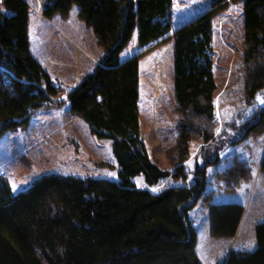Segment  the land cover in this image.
I'll list each match as a JSON object with an SVG mask.
<instances>
[{
    "label": "trees",
    "instance_id": "trees-1",
    "mask_svg": "<svg viewBox=\"0 0 264 264\" xmlns=\"http://www.w3.org/2000/svg\"><path fill=\"white\" fill-rule=\"evenodd\" d=\"M235 1L210 0L206 10L169 35L172 0H43L41 15L47 19L67 15L77 4L78 16L102 48L92 72L64 97L97 138L111 140L118 179L50 173L13 194L0 178V264H202L188 217L198 199L208 205L214 236L235 234L243 205L213 203L214 190H205V168L216 155L194 168L191 184L152 192L132 181L137 174L148 185L167 176L185 181L183 162L191 144L213 138V17ZM240 1L242 92L251 103L264 90V0ZM28 14L26 0H0V134L26 124L37 109L61 103L56 100L58 87L29 50ZM134 29L139 47L146 50L171 40L179 113L171 171L149 159L140 136L138 54L119 59ZM239 128L232 142L264 134V105ZM250 176L249 164L236 156L215 173L225 191ZM254 234L253 250L230 249L217 264H264V221L255 225Z\"/></svg>",
    "mask_w": 264,
    "mask_h": 264
},
{
    "label": "rangeland",
    "instance_id": "rangeland-1",
    "mask_svg": "<svg viewBox=\"0 0 264 264\" xmlns=\"http://www.w3.org/2000/svg\"><path fill=\"white\" fill-rule=\"evenodd\" d=\"M27 1L29 8L35 10L39 9L37 1H41V10L43 0ZM173 2L170 11L172 26L183 16L182 1L173 0ZM238 7L239 2L234 3L231 8L227 5L213 17L212 70L217 86L213 95L215 117L213 138L202 145L200 140L191 144L190 155L183 162L188 170L185 181L167 176L160 178L154 185H148L142 174L132 177V181L136 186L147 188L152 192L167 186L181 185L183 182L191 184L194 168L201 166L206 160H213L216 155L217 159L205 168V190H214L211 200L213 203L225 202L226 198L233 196L240 198L244 204L245 218L248 219L249 211H251L249 209L264 204V169L260 168L259 163L264 149V134L232 141L239 134V126L249 119L254 109L264 105L260 103L261 99H264V90L258 91L251 103H247L243 97L240 72L243 26ZM62 18L67 22L69 20L70 25H62L58 20ZM79 19L81 18L78 16L77 4H72L67 15L55 13L47 19L48 22L31 10L28 22L29 31L34 29L31 32L32 41L30 39L31 53L42 63L45 70L51 72V78L55 79L54 72L59 70H62L64 74L62 79L54 80L59 89L56 100H61V103L37 109L31 114L26 124L18 125L0 134V178L9 184L13 194L27 189L35 180L50 173L74 177L118 179L117 162L111 151V140L97 138L83 118L70 111L64 97L75 75L76 68L73 65L77 55L75 48L80 47L70 27L77 24ZM80 23L84 30V21ZM38 32H41L42 36L39 37ZM83 34L87 35L84 38L86 50L79 52L81 55V64H79L81 66L77 70L79 79L92 72L95 62L103 53L94 35V39L91 36L93 33L87 31ZM41 37H46L48 42H52L53 48L49 47L48 58L42 57L39 51L42 47L39 43ZM171 47V41H167L153 45L147 50L141 48L137 43V31L134 29L122 52L125 54L138 51L140 136L146 153L159 168L170 171L173 169L172 165L176 163L174 155L179 122V113L175 109L173 96ZM61 60L69 61L70 64L62 63ZM217 129H220L219 134ZM232 156L245 160L249 164L251 176L248 182L244 181L234 190L225 191L222 180L217 179L215 173L223 170L230 163ZM189 161H191L190 167ZM13 185L16 186L15 191ZM205 205L201 199H198L189 209L188 217L197 232L195 249L198 259L202 264H217L223 258L219 249H223L225 244L224 240L219 238L222 236L214 238L213 235L208 238L211 234L210 217L208 205ZM262 217L264 212L258 211L254 218ZM236 239H238L237 244L245 242V237H242L241 233ZM227 244L232 246V242ZM255 246L256 239L251 250Z\"/></svg>",
    "mask_w": 264,
    "mask_h": 264
},
{
    "label": "crops",
    "instance_id": "crops-1",
    "mask_svg": "<svg viewBox=\"0 0 264 264\" xmlns=\"http://www.w3.org/2000/svg\"><path fill=\"white\" fill-rule=\"evenodd\" d=\"M182 2V9H183V16L181 17V18H179V20H178V22L175 24V25H173L172 26V30H174L175 28H177L179 25H181V24H183L184 22H186V21H188V20H190L191 18H193V17H195V16H197L198 14H200L201 12H203L204 10H206L207 8H208V6H209V3H210V0H181ZM26 2L28 3V1L26 0ZM237 2H239V15H241L240 16V19H241V21H242V3H241V1L239 0V1H236V2H229V4H228V8H231L232 6H233V4L234 3H236L237 4ZM37 5H39V9L38 10H35V9H33V8H29V14H28V22L30 21V16H31V10L33 11V13L34 14H36V15H41V10H40V6H41V1H37ZM29 4V3H28ZM173 4H174V2H173ZM173 4H172V6H173ZM40 10V11H39ZM42 16V15H41ZM40 16V17H41ZM42 19L43 18H45L44 16H42L41 17ZM57 18H59V17H57ZM46 19V18H45ZM181 19V20H180ZM47 20V19H46ZM58 20H60V22L62 23V25H64V26H66V25H70V23H69V20H68V22L64 19V18H62V19H58ZM171 20H172V17H171ZM27 22V30H28V39H29V50H31L30 49V39H31V41H32V35H31V32H33L34 31V29L32 28L31 29V31H29V23ZM47 22H48V20H47ZM80 22H83V21H81L80 19H79V22L77 23V24H73V25H71V31L73 32V34L75 35V37H76V39H77V41H78V43H79V45H80V47H79V49L77 48H75V50H76V53H77V55H76V58H75V62H73V65H75V71H74V73H75V75H74V78H73V80H72V84H71V86L68 88V90L72 87V86H74L75 85V83L77 82V80H79V76L77 75V70H79V66H81V65H79V64H81V55L79 54V52L80 51H85L86 50V48L84 47V44H85V37L87 36V35H85V34H83V33H86L87 31H89V32H91L92 33V31H91V29L88 27V26H86V25H83V26H85L84 27V30H83V28H82V25H81V23ZM83 24V23H82ZM81 26V27H80ZM83 30V31H81V29ZM68 29H69V27H68ZM37 35V34H36ZM38 36L40 37V36H42V34H41V32H38ZM92 36V38L94 39V37H93V34L91 35ZM90 37V36H89ZM71 39H73V38H71ZM74 40V39H73ZM41 45H42V47L39 49V51L41 52V54H42V57H49V47H51V41H49L48 42V39L46 38V37H41V40H40V42H39ZM51 48H53V47H51ZM123 50H124V47H123V49L121 50V53H120V60H125L126 58H128V57H130L134 52H129V53H125V54H123L122 52H123ZM87 51H89V50H87ZM31 52V51H30ZM38 52V51H37ZM32 54V53H31ZM33 55V54H32ZM39 61V60H38ZM62 61V63H68V64H70V62L69 61H63V60H61ZM39 63L42 65V63L39 61ZM96 63V62H95ZM42 67H43V65H42ZM43 69L45 70V68L43 67ZM49 75L51 74V72L49 71V70H45ZM63 74H64V72L62 71V70H59L58 72H54V77H55V79H62V77H63ZM51 76V75H50ZM52 77V76H51ZM67 90V91H68ZM263 153H264V149H263V151H262V153H261V156H260V162L259 163H261V160H262V156H263ZM262 181V180H261ZM227 200L225 201V202H229V201H238L239 203H243L242 202V200L240 199V198H238V197H230V198H226ZM258 204H260L261 205V203L260 202H258ZM243 206H244V204H242ZM259 207V206H258ZM255 208V206L254 207H252V209H249V210H251V211H249V214H248V219L247 218H245V214L244 213H246L244 210L245 209H243V213H242V215H241V218H240V221H239V224H238V226H237V229H236V232H235V234L233 235V236H230V237H219L220 238V240H224V244H225V246L223 247V249H219L220 250V255L222 254L223 256L222 257H224L226 254H227V252L232 248V249H236V250H242V251H249V249H248V245L250 244V243H252L253 245H255V239H254V229H255V225L258 223V222H260V221H264V217H262V218H258V219H255L254 217H255V215L258 213V211H259V213H261V212H264L263 210H264V204L262 203V205L259 207V208ZM258 209V210H257ZM253 221H252V220ZM247 221V222H246ZM250 221H252L251 223H250ZM195 227V226H194ZM209 228H210V223H209ZM195 231H196V229H195ZM197 233V232H196ZM210 233H211V230H210ZM241 233V235H242V237L244 236L245 237V242H243L242 241V243L241 244H237L238 243V239H236L237 238V236H239V234ZM212 234V233H211ZM211 234H209L208 235V238H211L212 236H213V234L211 235ZM214 238H218V237H216V236H214ZM235 241V243H234V241ZM227 242H229V243H231L232 242V246H231V244H227ZM227 245V246H226ZM195 248H196V246H195ZM196 250V249H195Z\"/></svg>",
    "mask_w": 264,
    "mask_h": 264
},
{
    "label": "snow or ice",
    "instance_id": "snow-or-ice-1",
    "mask_svg": "<svg viewBox=\"0 0 264 264\" xmlns=\"http://www.w3.org/2000/svg\"><path fill=\"white\" fill-rule=\"evenodd\" d=\"M260 103L261 104H264V99H261V101H260ZM217 115H219V114H217ZM219 132H220V129H217V133L219 134ZM191 166V161H189V167ZM13 190L15 191L16 190V186L15 185H13ZM243 189H241V191H242ZM153 191H156V189H153ZM248 249L249 250H251V248L253 247V244L252 243H250L248 246Z\"/></svg>",
    "mask_w": 264,
    "mask_h": 264
},
{
    "label": "bare ground",
    "instance_id": "bare-ground-1",
    "mask_svg": "<svg viewBox=\"0 0 264 264\" xmlns=\"http://www.w3.org/2000/svg\"><path fill=\"white\" fill-rule=\"evenodd\" d=\"M172 1H173V0H172ZM27 16H28V15H27ZM40 16H41V15H40ZM41 17H42V16H41ZM76 19H78V18H76ZM80 20H81V19H80ZM84 25H85V24H84ZM168 36H169V35H168ZM151 47H152V46H151ZM36 50H37V49H36ZM142 52H144V51H142ZM142 52H141V53H142ZM139 54H140V53H139ZM34 57H35V56H34ZM35 60H36V58H35ZM98 61H99V60H98ZM98 61H96L95 64H97ZM95 66H96V65H95ZM94 68H95V67H94ZM94 68H93V69H94ZM93 69H92V70H93ZM79 80H80V79H79ZM77 81H78V80H77ZM153 88H154V87H153ZM65 94H66V93H65ZM151 160H152V159H151ZM105 163H106V162H105ZM108 164H109V163H108ZM109 165H110V164H109ZM104 168H106V167H104ZM137 175H138V174H137ZM106 177H107V176H106ZM106 177H105V178H106ZM247 182H248V181H247ZM153 185H154V184H153ZM232 202H235V201H232ZM237 202H238V201H237ZM237 202H236V203H237ZM205 206H206V205H205ZM208 216H209V215H208ZM190 221H191V220H190ZM209 221H210V220H209ZM192 226H193V225H192ZM193 227H194V226H193ZM194 228H195V227H194ZM222 238H223V237H222ZM215 259H217V258L215 257ZM203 261H204V260H203ZM205 262H206V261H205Z\"/></svg>",
    "mask_w": 264,
    "mask_h": 264
}]
</instances>
